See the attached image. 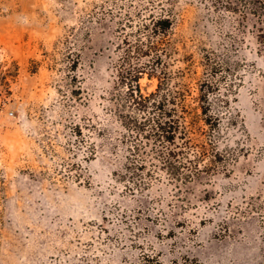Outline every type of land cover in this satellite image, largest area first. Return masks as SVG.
<instances>
[{
    "label": "rangeland",
    "instance_id": "rangeland-1",
    "mask_svg": "<svg viewBox=\"0 0 264 264\" xmlns=\"http://www.w3.org/2000/svg\"><path fill=\"white\" fill-rule=\"evenodd\" d=\"M164 12L175 23L163 56L171 72L191 57L192 87L210 72L205 55L238 64L244 126L230 139L243 149L229 172L188 185L163 175L140 191L120 178L130 150L111 113L118 27ZM257 28L252 16L207 0H0V264H134L150 255L163 264H264ZM140 84L149 94L158 80Z\"/></svg>",
    "mask_w": 264,
    "mask_h": 264
},
{
    "label": "trees",
    "instance_id": "trees-1",
    "mask_svg": "<svg viewBox=\"0 0 264 264\" xmlns=\"http://www.w3.org/2000/svg\"><path fill=\"white\" fill-rule=\"evenodd\" d=\"M207 2L212 10L240 11L246 19L252 16L258 36L264 39V0ZM174 23L175 16L164 12L153 23L118 27L122 37L116 45L117 82L110 98L111 113L121 122V142L130 150L120 178L135 180L140 191L163 175L188 185L203 175L229 172L243 149L230 139L233 131L244 126L236 107L243 82L242 78L238 81V64L233 67L228 59L216 61L209 53L203 65L210 72L192 87L186 71L191 69V57L184 59L188 67L171 72L165 59L168 53L163 56ZM143 76L158 80L154 92H143ZM259 207L264 220V203ZM134 264L163 263L150 255Z\"/></svg>",
    "mask_w": 264,
    "mask_h": 264
}]
</instances>
